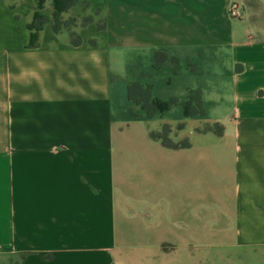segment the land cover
Instances as JSON below:
<instances>
[{"label": "crops", "instance_id": "crops-1", "mask_svg": "<svg viewBox=\"0 0 264 264\" xmlns=\"http://www.w3.org/2000/svg\"><path fill=\"white\" fill-rule=\"evenodd\" d=\"M54 11L0 0V256L264 264V0H77L58 31ZM133 83L204 113L147 117ZM172 107L186 147L150 136Z\"/></svg>", "mask_w": 264, "mask_h": 264}, {"label": "trees", "instance_id": "trees-1", "mask_svg": "<svg viewBox=\"0 0 264 264\" xmlns=\"http://www.w3.org/2000/svg\"><path fill=\"white\" fill-rule=\"evenodd\" d=\"M76 2H77V0H53L54 8H55V11L53 14V18H54L53 29L55 31H58L61 29V23L60 22H62V20H61L60 14L63 11H65L69 6L75 4ZM44 20H45V18L41 14L35 13L34 21L31 24H29V29L31 31L29 45L35 44L36 39H37V34H38L39 30L41 29ZM85 21H86V19H85ZM72 42H73V44H77L79 42V38L77 36L73 35ZM162 57H163L162 53H160V52L155 53V59H156L155 66L159 65ZM194 93L197 94L196 98L193 96ZM128 97L130 100L138 103L141 106V109L143 110L144 114L147 117H150L151 115H153L157 111L163 112V111L169 109L171 106H174V105H180L182 110H183V114L185 116H190V115H194V114L202 115L204 113L203 108H202V104H201L200 95H199V90L190 91L189 96H188L187 100H185V101H180L176 97H171L168 100L164 101V100H161L158 98L151 97L149 86H141L137 83H133L128 87ZM136 97H140L139 100H135ZM165 125H163V126H165ZM208 128H210V127H207L206 129H208ZM215 131L217 133H220L221 128H219L218 130H215ZM150 136L153 138L161 140V143L167 147L178 148V147L188 146L187 142L173 143L170 140H167V139L163 138L162 136H160L158 134V132H151Z\"/></svg>", "mask_w": 264, "mask_h": 264}, {"label": "rangeland", "instance_id": "rangeland-1", "mask_svg": "<svg viewBox=\"0 0 264 264\" xmlns=\"http://www.w3.org/2000/svg\"><path fill=\"white\" fill-rule=\"evenodd\" d=\"M72 16V15H71ZM79 18H69V17H62V22L61 23V27L64 28H72V26L75 24V22H78L80 20H78ZM171 86H172V90L173 91L175 89V79H171ZM170 91V92H171ZM174 95H165L166 98H162L163 100H167L169 99L170 97H172ZM195 98L197 97V94L194 93L193 95ZM177 97L178 99H186L185 95L183 94L182 96H175ZM182 97V98H181ZM140 97H136L135 100H139ZM166 119H168L169 121H171L172 123V126H169V125H165V126H162L158 132V134L160 136H162L163 138L167 139V140H170L171 142L175 141V136L178 132V128L181 124L182 121H183V118L184 116L182 115V110L180 107H172L169 111H167L166 113H164L163 115ZM179 124V125H178ZM169 126V127H168ZM207 127H212V129L214 130H218L219 129V126L218 125H213V126H204L203 129H206ZM184 129L185 131L188 133L191 131V128H190V124H186L184 125ZM22 254L20 253H10L9 255L4 254L2 256H0V264H20V260L22 259Z\"/></svg>", "mask_w": 264, "mask_h": 264}, {"label": "built area", "instance_id": "built-area-1", "mask_svg": "<svg viewBox=\"0 0 264 264\" xmlns=\"http://www.w3.org/2000/svg\"><path fill=\"white\" fill-rule=\"evenodd\" d=\"M228 15L231 18H238L241 16L240 7L235 1L230 4L228 8Z\"/></svg>", "mask_w": 264, "mask_h": 264}]
</instances>
